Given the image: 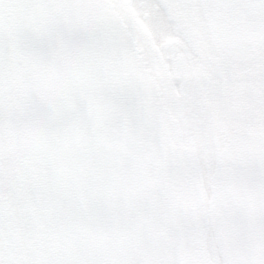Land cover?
<instances>
[{"label": "snow or ice", "instance_id": "obj_1", "mask_svg": "<svg viewBox=\"0 0 264 264\" xmlns=\"http://www.w3.org/2000/svg\"><path fill=\"white\" fill-rule=\"evenodd\" d=\"M0 264H264V0H0Z\"/></svg>", "mask_w": 264, "mask_h": 264}]
</instances>
